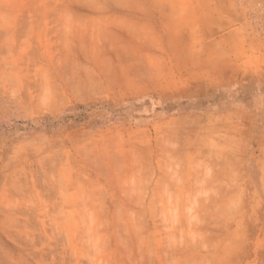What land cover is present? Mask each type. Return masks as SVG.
<instances>
[{
	"label": "crops",
	"instance_id": "1",
	"mask_svg": "<svg viewBox=\"0 0 264 264\" xmlns=\"http://www.w3.org/2000/svg\"><path fill=\"white\" fill-rule=\"evenodd\" d=\"M0 2L20 52L47 56L18 70L29 97H6L25 120L117 111L16 140L15 231L76 232L97 257L124 232L136 264H164L177 232L221 233L206 264H264V81L245 79L264 72V0Z\"/></svg>",
	"mask_w": 264,
	"mask_h": 264
},
{
	"label": "rangeland",
	"instance_id": "2",
	"mask_svg": "<svg viewBox=\"0 0 264 264\" xmlns=\"http://www.w3.org/2000/svg\"><path fill=\"white\" fill-rule=\"evenodd\" d=\"M0 10H3L1 2ZM262 18L264 19V7L262 8ZM261 26L264 31V23ZM5 31L0 27V202L1 199L8 201L15 195L28 193L22 188V185L20 187L14 182L17 176L13 166L12 147L18 138L29 132L50 131L63 126L77 125L80 122L93 125L96 122L113 119L117 115V111L114 112L115 114H111L110 111L107 112L97 105V107L87 106L82 110H70L60 117L25 120L16 106L6 97L14 96L16 91L15 95H18L19 100L27 99L29 97L28 87L32 82L25 79L26 72L18 70L25 69V65L30 59L39 65L45 64L47 56L42 54L45 52L44 49L35 48L38 55L29 54L28 48L20 52L21 45L29 43V41L21 40L18 35L13 38L12 30H10L11 34ZM5 34L12 37L2 38L5 37ZM32 42H37V40ZM13 75H16L17 82L13 79ZM245 79L264 81V72L256 74V76L251 74ZM228 90L225 89L224 97L227 93L231 94ZM261 90L264 91V87ZM220 92L215 97L223 98ZM3 211L4 209L0 207V264H136L126 262L128 249L116 246L126 238L127 233L117 231L111 233V238L108 233L109 246L101 249L102 256L97 257V247L91 245L89 241L81 240L79 233L50 231L46 230L44 225H35L36 229L32 231H15L13 229L15 221L11 214L13 209L7 205L5 208L7 214L4 215ZM133 235L137 238L139 234L134 233ZM189 236L196 242V246H184L185 241L190 238ZM209 238L219 239L221 233L177 232L175 241H172L171 246L165 250V262L163 263L206 264V241ZM212 250V248L209 249L210 252ZM135 255L136 253H134ZM116 256L122 258L117 260ZM143 264L155 263L145 262Z\"/></svg>",
	"mask_w": 264,
	"mask_h": 264
}]
</instances>
